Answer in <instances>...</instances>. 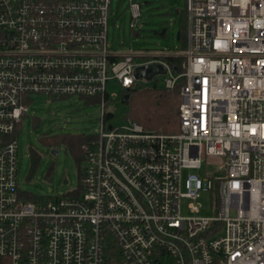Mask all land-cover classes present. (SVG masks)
<instances>
[{
	"label": "built area",
	"instance_id": "built-area-1",
	"mask_svg": "<svg viewBox=\"0 0 264 264\" xmlns=\"http://www.w3.org/2000/svg\"><path fill=\"white\" fill-rule=\"evenodd\" d=\"M111 3L0 0V264H108L112 250L121 264H264V0H186L181 66L112 49ZM129 5L133 28L141 4ZM155 63L166 88L180 84V130L109 125L108 82L134 88ZM40 94L102 106L72 194L19 184V134Z\"/></svg>",
	"mask_w": 264,
	"mask_h": 264
},
{
	"label": "rangeland",
	"instance_id": "rangeland-1",
	"mask_svg": "<svg viewBox=\"0 0 264 264\" xmlns=\"http://www.w3.org/2000/svg\"><path fill=\"white\" fill-rule=\"evenodd\" d=\"M130 0H112L109 9V43L112 49L161 55L177 48V33L182 24V13L186 0H138L141 16L136 26L131 28ZM167 30V35L161 33ZM177 71V68H175ZM165 73L153 78H140L142 88L154 85L164 86ZM107 90L113 96L107 103L106 112L113 113L107 120L109 125L121 126L130 119L131 108L123 100L125 89L116 80H110ZM28 115L24 118L19 134V184L31 196L72 194L79 190L80 176L86 167V159L79 162L71 150L60 142L51 146L46 136L87 133L95 135L101 124L102 106L97 101L73 95L69 97H50L32 95ZM35 117V120H33ZM58 148V154L52 148ZM33 152L39 162L33 167ZM205 167V165H204ZM204 167L196 170L203 176ZM219 165L208 164L207 170L213 171ZM188 170H184V178ZM188 198L182 199V214L190 215ZM204 208L200 214H212L211 194L203 191L200 198Z\"/></svg>",
	"mask_w": 264,
	"mask_h": 264
},
{
	"label": "trees",
	"instance_id": "trees-1",
	"mask_svg": "<svg viewBox=\"0 0 264 264\" xmlns=\"http://www.w3.org/2000/svg\"><path fill=\"white\" fill-rule=\"evenodd\" d=\"M186 13H182V24L177 33L178 45L177 48L172 47L171 51L182 50L186 46ZM162 34L167 35V30L163 29ZM162 59L169 63L181 66L183 63V56L178 55H164ZM88 102L94 101L92 98ZM123 100L129 104L131 108L130 119L142 124L146 129L155 132L172 133L180 130V84L175 88L169 89L165 86L154 85L152 87L142 88L137 84L134 88L125 90ZM107 118H111L113 113H106ZM35 120V117L34 119ZM92 134L78 133L67 134L64 136H46L45 140L51 146L65 142L68 148L79 162L86 159L83 145L89 140ZM33 167L39 162V157L36 152H33ZM81 178V176H80ZM121 256L116 251H111L108 259V264H121Z\"/></svg>",
	"mask_w": 264,
	"mask_h": 264
},
{
	"label": "water",
	"instance_id": "water-1",
	"mask_svg": "<svg viewBox=\"0 0 264 264\" xmlns=\"http://www.w3.org/2000/svg\"><path fill=\"white\" fill-rule=\"evenodd\" d=\"M166 70V67L162 63H155V64H146L141 70L136 71L137 78H153L157 74L164 72ZM52 153L57 155L58 154V148H52Z\"/></svg>",
	"mask_w": 264,
	"mask_h": 264
},
{
	"label": "crops",
	"instance_id": "crops-1",
	"mask_svg": "<svg viewBox=\"0 0 264 264\" xmlns=\"http://www.w3.org/2000/svg\"><path fill=\"white\" fill-rule=\"evenodd\" d=\"M178 50V49H177ZM177 50H175V51H169V52H166V53H164V54H161V55H156V56H159V57H161L162 58V56H164V55H168V54H174V52H176ZM145 55H148V56H153V55H151L150 53H144Z\"/></svg>",
	"mask_w": 264,
	"mask_h": 264
}]
</instances>
